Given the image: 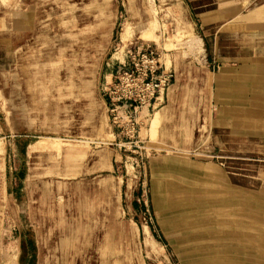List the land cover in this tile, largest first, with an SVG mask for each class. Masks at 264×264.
<instances>
[{
	"label": "rangeland",
	"instance_id": "1",
	"mask_svg": "<svg viewBox=\"0 0 264 264\" xmlns=\"http://www.w3.org/2000/svg\"><path fill=\"white\" fill-rule=\"evenodd\" d=\"M146 45L200 75L186 0H0V264H264L260 182L165 143L157 101L111 110L105 62Z\"/></svg>",
	"mask_w": 264,
	"mask_h": 264
},
{
	"label": "crops",
	"instance_id": "2",
	"mask_svg": "<svg viewBox=\"0 0 264 264\" xmlns=\"http://www.w3.org/2000/svg\"><path fill=\"white\" fill-rule=\"evenodd\" d=\"M186 2L205 58L190 65L200 75L183 83L177 69L158 94L160 138L189 130L191 146L220 158L227 180L264 187V0ZM119 62H105L101 89Z\"/></svg>",
	"mask_w": 264,
	"mask_h": 264
},
{
	"label": "built area",
	"instance_id": "3",
	"mask_svg": "<svg viewBox=\"0 0 264 264\" xmlns=\"http://www.w3.org/2000/svg\"><path fill=\"white\" fill-rule=\"evenodd\" d=\"M128 56L129 61L118 63L105 91L111 110L119 109L129 121L137 107L156 101L169 84L172 73L149 45L136 47L134 52L129 50Z\"/></svg>",
	"mask_w": 264,
	"mask_h": 264
},
{
	"label": "bare ground",
	"instance_id": "4",
	"mask_svg": "<svg viewBox=\"0 0 264 264\" xmlns=\"http://www.w3.org/2000/svg\"><path fill=\"white\" fill-rule=\"evenodd\" d=\"M123 34V33H122ZM126 35V34H125ZM129 36V35H128ZM123 39V38H122ZM156 121H158V114H155V116L152 118V120H151V126H153L154 124H155V126H156ZM154 126V127H155ZM152 129V128H151ZM39 144V146H40V144H41V142H37V145ZM35 145V144H34ZM38 146V147H39ZM0 150L2 151L3 150V147L0 145ZM263 170V169H262ZM10 221V220H9Z\"/></svg>",
	"mask_w": 264,
	"mask_h": 264
}]
</instances>
